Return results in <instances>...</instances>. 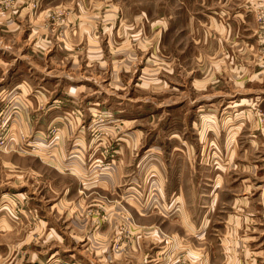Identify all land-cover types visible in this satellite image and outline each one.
Masks as SVG:
<instances>
[{"label":"rangeland","instance_id":"rangeland-1","mask_svg":"<svg viewBox=\"0 0 264 264\" xmlns=\"http://www.w3.org/2000/svg\"><path fill=\"white\" fill-rule=\"evenodd\" d=\"M200 10V0H0V44L15 51L17 59H22L24 47L36 44L24 59L47 74L46 105L56 103L51 100L60 85L56 76L79 75L83 85L72 90L66 84L67 92L55 98L60 101L56 110H73V122L94 124V147L100 155L112 159L123 155V160H111L110 166L107 161L96 162L91 174L97 179L96 192L87 196L84 190L73 199L76 207L83 198L90 205L83 211H67L51 207L63 196L56 186V172L47 170L54 191L40 181L43 165L38 156L43 146L32 143L13 155L12 149L0 145V187L16 183L29 188L25 198L9 201L0 195V206L18 209L28 203L27 213L15 218L10 237L0 238V264L40 263L47 253L64 264H248L249 249L264 245V197L255 227L248 225L247 213L241 209L238 243L223 244L228 248L225 254L233 253V259H222L217 253L220 246L214 235L202 239L195 228L190 229L210 212L209 230H218L212 223L220 214L221 202L215 194L201 196L202 189L218 186L229 191V200L241 201L246 195L241 190L233 195L236 185L248 190L244 183H250L257 191L264 189V135L256 137L250 158L242 155L249 145L248 127H254V122L264 127V115L228 113L224 105L231 102L227 100L205 99L201 102L207 103L199 106L200 100L193 99L198 93L183 90L188 88L189 76L201 74L195 72L198 68L191 69L199 53L184 50L194 39L189 34L197 35L199 29L192 26L191 12ZM72 28L80 40L74 38L71 44ZM11 55L0 52V76ZM28 67H16L12 77H22ZM11 97L6 96L9 107L3 104L2 108L20 111L21 95L16 102ZM221 129L234 131L236 142L240 139L238 167L225 170L234 182L217 179L214 161L205 160L204 150L201 154L206 140L214 142ZM22 135V139L29 136ZM53 136H58L56 130ZM20 155L32 158L24 165L8 162L23 161ZM255 162L263 170L261 179L252 184L247 177L249 164ZM100 173L111 181L123 177L113 195L102 192L106 183L98 181ZM40 191L50 198L43 208L40 204L46 197ZM4 214L2 210L0 218L10 220ZM233 224L229 222L230 227ZM225 232L220 236L225 237Z\"/></svg>","mask_w":264,"mask_h":264},{"label":"crops","instance_id":"crops-1","mask_svg":"<svg viewBox=\"0 0 264 264\" xmlns=\"http://www.w3.org/2000/svg\"><path fill=\"white\" fill-rule=\"evenodd\" d=\"M200 4V11L191 12L193 16L192 26L199 28L198 34H189L194 36V39L184 50L191 53H199L198 60L195 59V64L191 65V69L198 68L195 69V72H201V74L195 73L193 76H189L188 88L185 87L183 90L191 94L198 93L193 99L200 100L199 106L207 103L201 102L205 99L215 101L227 100L231 102L224 105L228 113L233 112L237 115L247 112L249 115L253 114L254 116H257V114L264 115V47L259 40V24L255 15L256 6L258 4L264 5V0H200ZM187 11L185 8L184 13ZM70 31L72 32L70 38L71 44L74 38L80 40L77 37L79 35L73 33L76 31L74 28L70 29ZM85 32L86 35H90L87 30ZM45 44L48 45L47 42ZM74 45L80 49L78 43ZM35 46L36 44L30 48L29 46L24 47L22 59H17L15 51H7L5 45L0 44V52L6 53V56L12 54V61L7 63L8 66L2 70V75L0 76V145L6 146L4 148L12 149L9 153L13 155H15L18 149L27 150V146L32 143H35L33 145L43 146L41 149L43 150L41 151L42 154L38 156L43 165V168L40 169V181H46L50 185L47 170L55 171L56 186L58 188L61 187L63 195L60 198L61 200L59 199L60 201L54 203L51 207H60L67 211L69 209L83 211L85 206L90 205L86 204V199H81L77 207L73 204V199L76 196H80L81 191L84 192V190L87 196H91L92 193L96 192L97 179H95V175H91L95 171L94 165L101 162L106 163L107 161L106 165L110 166L112 164L111 160H118L119 158L123 160V155L116 156L115 159H112V156L100 155L94 147L95 137L92 135V132H95L94 124L73 122L70 118L74 116L73 110L67 108H61L62 110L60 111L56 110L60 106L58 104L60 101L55 98L67 92L66 84L72 90H78L79 86L83 85L84 82L80 79L79 75L56 76L55 80L60 82V85L51 99L52 101H56V103L46 105L47 92L50 91L46 83L47 74H44L31 61L24 59L28 53L32 52V48ZM73 51L76 50L74 49ZM25 64L29 66L27 73L26 70H23L22 77L13 78L12 73L16 72L14 71L16 67L20 68L21 65L25 66ZM77 66L79 67V64ZM50 93L52 94V92ZM50 93L48 97H50ZM7 95L12 96L11 98L14 100L18 95H21L24 102L23 108H20V111L2 108L3 104L9 107L10 101L8 102ZM246 99L248 100L247 102L241 101ZM63 111L65 114H63ZM73 120L76 121L74 118ZM55 130L56 136L58 134L56 138L53 136ZM247 131L249 145L243 150L245 152L242 155L250 158L254 152L252 144L257 141L256 137L264 135V127H259V124L257 123L256 125L254 122V127L249 126ZM22 133H26L29 136L22 139L24 136ZM251 135L253 139H249ZM103 138H105V135H103ZM215 138L214 142L206 140L205 146L201 147V154L204 150L206 152L205 160L207 162L210 160L214 161L217 179L218 177L221 180L227 178V180L234 182L236 180L235 177L226 176L225 170H233L237 166V163H239L237 157L239 158L240 153V139L236 142L234 131L230 129L218 130ZM49 145L52 148H49L48 151ZM0 148L2 147L0 146ZM173 148L175 149V147ZM107 150L109 151L110 147H107ZM120 152H123V144L120 146ZM19 157L24 158L23 161L19 160L17 163H14L12 159H9L10 161L8 162L15 165H24L32 158L28 155H20ZM232 165L233 167H231ZM107 168L105 167V169ZM262 170L263 166L260 162L249 164L250 175H248L247 181L253 184L255 179H261ZM100 174L103 175L98 181L102 182L103 180L106 183L103 186L102 192L108 196L113 195L112 190H116V184L123 183V177L111 181L110 176L104 173ZM18 177H20V174ZM233 184L235 185V183ZM244 185L248 186V190L247 188L241 189L237 185L233 188V195H236L238 190L244 192L246 196L242 199L243 201L240 198L229 200V196L227 197L229 191L220 190L218 186L209 189L204 188L200 193L201 196L207 197L215 194L218 198L217 202H221L220 214H217L212 223L216 229L218 227L219 231L209 230L212 219L210 212L207 215V219L201 217L199 223L194 221L195 227H190V229L194 230L195 228V235L202 234L200 236L202 239L205 236L211 237L214 235L217 239L216 243L220 246L217 253H221L222 259H233V253L230 255L225 254L228 248L223 244H232L233 246L238 243L235 237L239 232V214L241 209L247 213L249 226L254 228L257 219H261V215L257 212L259 211L258 209H261V199L264 197V189L262 190V187H258L257 191V188L255 189V186L251 187L250 183H244ZM120 186L123 185H119L118 187ZM50 188L54 191L55 186L50 185ZM120 189L123 190V188ZM28 190L29 188L25 184L14 183V185L9 187H0V195L12 201L16 197L25 198ZM14 193H18L19 195L12 196ZM209 193L210 195H208ZM41 194L46 197V202L40 204V207L43 208L47 206L46 203L50 198L47 196L48 193L41 192ZM117 194H119V191H117ZM224 196L227 198L225 197L226 199H224ZM68 197H72V200H68ZM229 203L232 205L230 208L234 207L233 210L227 208V204ZM23 204L24 202L19 204L21 207H18V209L16 205L12 206L8 204L0 206V212L2 210L6 211L4 218L9 217L11 220L0 218L2 220L0 221V234H2L0 238H9L10 233L14 231V222H17L15 218L19 219V213L22 214V217L23 214L27 213L26 207L28 203H25V206ZM186 208L189 207L186 206ZM230 221L234 222L232 227L229 226ZM28 222L30 223V221ZM230 228L231 235H228ZM224 231H226V236L221 237L220 235H223ZM4 234H7V236H4ZM261 241L264 242V240ZM8 243H10L9 239ZM251 250L253 251H250V249L248 251V264H259V261H264V245L259 248L254 247ZM49 255L51 253H47L39 261L40 263L35 262L33 264H47V262L51 264L54 262V264H64L59 258L54 257V255Z\"/></svg>","mask_w":264,"mask_h":264},{"label":"built area","instance_id":"built-area-1","mask_svg":"<svg viewBox=\"0 0 264 264\" xmlns=\"http://www.w3.org/2000/svg\"><path fill=\"white\" fill-rule=\"evenodd\" d=\"M255 15L259 24V40L264 45V5L256 6Z\"/></svg>","mask_w":264,"mask_h":264},{"label":"bare ground","instance_id":"bare-ground-1","mask_svg":"<svg viewBox=\"0 0 264 264\" xmlns=\"http://www.w3.org/2000/svg\"><path fill=\"white\" fill-rule=\"evenodd\" d=\"M50 264V263H49Z\"/></svg>","mask_w":264,"mask_h":264}]
</instances>
